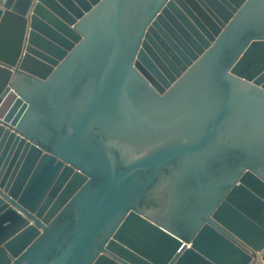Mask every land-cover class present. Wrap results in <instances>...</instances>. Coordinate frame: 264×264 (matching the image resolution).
<instances>
[{"label": "water", "instance_id": "obj_1", "mask_svg": "<svg viewBox=\"0 0 264 264\" xmlns=\"http://www.w3.org/2000/svg\"><path fill=\"white\" fill-rule=\"evenodd\" d=\"M0 264H264V0H0Z\"/></svg>", "mask_w": 264, "mask_h": 264}]
</instances>
